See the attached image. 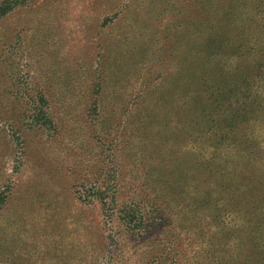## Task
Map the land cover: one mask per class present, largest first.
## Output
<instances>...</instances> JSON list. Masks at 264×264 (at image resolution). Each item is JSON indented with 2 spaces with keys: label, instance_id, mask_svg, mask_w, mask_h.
Returning <instances> with one entry per match:
<instances>
[{
  "label": "rangeland",
  "instance_id": "obj_1",
  "mask_svg": "<svg viewBox=\"0 0 264 264\" xmlns=\"http://www.w3.org/2000/svg\"><path fill=\"white\" fill-rule=\"evenodd\" d=\"M11 2L0 16V264L264 262V140L245 152L206 146L221 172L200 166L204 184L183 171L188 185L201 184L186 202L216 180L230 190L217 224L200 196L177 204L179 186L174 202L152 189L154 175L173 167L163 149L140 146L148 122L139 114H154L158 130L174 127L178 57L216 48L206 39L210 24L225 25L221 9L199 17L196 30L193 0ZM235 3V27L264 48V0ZM229 116L222 109L224 125ZM255 124L263 128V116ZM226 226L222 247L216 241L201 261Z\"/></svg>",
  "mask_w": 264,
  "mask_h": 264
},
{
  "label": "trees",
  "instance_id": "obj_2",
  "mask_svg": "<svg viewBox=\"0 0 264 264\" xmlns=\"http://www.w3.org/2000/svg\"><path fill=\"white\" fill-rule=\"evenodd\" d=\"M11 1L5 0L0 5V16L11 10ZM214 8L221 9L218 11L226 21L225 25L210 24L208 26V29H213L214 32L211 33L212 37L206 39V43L215 44L216 48H210L212 52L207 55L205 52L209 48H190L189 60L183 58L187 53L188 48H186V52L178 57V74L174 76L176 83L183 84V86L179 90L177 88L179 106L175 107L174 127L170 128L168 123H165L162 127L164 131L158 130L155 127L158 120H154V114L148 112V116L139 115L142 116L143 122H148L147 125L142 124L141 127V148L156 146L163 149V154L168 155L164 162L172 164L173 167L171 168L173 170L159 171L157 179L156 174L154 175L152 189L156 187L165 189L166 198L174 202L175 197L171 189L179 186L182 190V197H178L175 201L177 204L196 203V198L200 196L201 200L198 204H207L211 210L212 219L217 224L221 222L220 215L216 211L223 210L221 204H230L228 198L225 197V193H230L229 189H221L220 182L216 180L213 186L211 185V191L206 192L210 187L207 184L205 189L198 194L199 196L190 195L189 202L185 201L183 194L190 191V187L197 192V187L208 180L209 176L202 173L194 175V172H199L200 166L207 170V174L213 175L221 172V168L214 170L215 164H208L212 158L207 157V147L213 151L215 145L218 147L232 146L237 152L239 151L237 149L245 152L253 140L259 138L264 140V127L258 129L255 124L258 118L261 116L264 118V48L255 47L258 36H248L246 27L243 25L235 27L236 21H233L237 8L235 0H193L192 10L196 20ZM194 23L198 30L201 27L199 20ZM222 109L229 110L230 113L227 125H224L225 122L220 119ZM242 125L244 129L241 128ZM170 137L174 138V142L179 143V148L177 145L169 146V154H166L168 149L164 140ZM152 153L149 152L148 156L150 157L149 154ZM220 154H222L220 151L211 153L213 157ZM253 154L257 155V152H249V155L243 158L248 160ZM255 157L254 161L257 160ZM185 158H190V161H186ZM229 160H224V163H230ZM172 171H175V174L178 173V179L171 177ZM183 171L188 172L189 177H194L193 182L195 183L202 178L198 182L201 184L188 185ZM146 176V180L151 177V175ZM103 195V192H98L99 197ZM205 195L207 198L204 197ZM220 233L217 236L211 235L212 242L209 241L207 244V250L201 261L212 255L213 252L210 253V251L216 241V246L222 247L223 240L230 233L229 228L222 227ZM263 263L260 260L259 264Z\"/></svg>",
  "mask_w": 264,
  "mask_h": 264
}]
</instances>
